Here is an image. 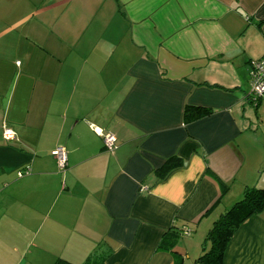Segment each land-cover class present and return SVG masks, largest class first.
<instances>
[{"label": "crops", "instance_id": "0c3cea01", "mask_svg": "<svg viewBox=\"0 0 264 264\" xmlns=\"http://www.w3.org/2000/svg\"><path fill=\"white\" fill-rule=\"evenodd\" d=\"M261 58L264 0H0V264H83L97 246L104 264H200L215 220L264 189ZM222 264H264V210Z\"/></svg>", "mask_w": 264, "mask_h": 264}, {"label": "trees", "instance_id": "16d2710c", "mask_svg": "<svg viewBox=\"0 0 264 264\" xmlns=\"http://www.w3.org/2000/svg\"><path fill=\"white\" fill-rule=\"evenodd\" d=\"M259 99L254 102L257 103ZM195 111V113H194ZM210 111L205 109H184V121L189 122L196 120L205 115H209ZM15 141V140H14ZM210 176L216 180L223 192L227 186L212 172ZM264 210V189L257 187L246 188L243 191L242 198L235 202L229 209L224 211L213 223L212 227L205 235L204 250L197 259L200 264H222V257L226 246L237 230V228L250 216L258 214ZM175 239L178 234L172 233ZM188 235V234H187ZM159 248L170 250L174 247L173 242L168 243V247ZM109 253V251H108ZM105 253L101 246H97L96 250L90 254L83 264H104ZM53 264H71L65 260L57 259ZM175 264H181V259L176 258Z\"/></svg>", "mask_w": 264, "mask_h": 264}, {"label": "built area", "instance_id": "2783aa9c", "mask_svg": "<svg viewBox=\"0 0 264 264\" xmlns=\"http://www.w3.org/2000/svg\"><path fill=\"white\" fill-rule=\"evenodd\" d=\"M249 83L251 98L254 102L257 99H260L262 95H264V58H261L260 60L252 63L249 73ZM1 135L3 140L6 142H12L16 140L14 132L6 125L2 127ZM100 136L102 137L105 148L112 152L115 149L114 137L110 133H100ZM52 153L56 161L58 170L61 172H65L67 168L66 150L63 147H56ZM28 173L29 168H25L18 171L17 175L18 177H22L23 175H27ZM186 234L188 233L186 232Z\"/></svg>", "mask_w": 264, "mask_h": 264}, {"label": "rangeland", "instance_id": "374dc122", "mask_svg": "<svg viewBox=\"0 0 264 264\" xmlns=\"http://www.w3.org/2000/svg\"><path fill=\"white\" fill-rule=\"evenodd\" d=\"M261 98H264V95H262ZM259 115L264 117V103L261 104V109L257 112V116H259ZM253 130H257L258 132H261L262 134H264V125H261L258 128V126L256 124V121L254 120V122H253Z\"/></svg>", "mask_w": 264, "mask_h": 264}]
</instances>
